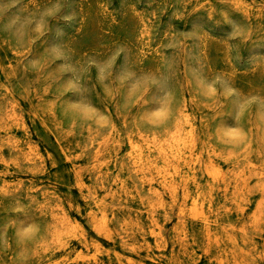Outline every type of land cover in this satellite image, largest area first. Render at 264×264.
<instances>
[{
  "label": "rangeland",
  "instance_id": "1",
  "mask_svg": "<svg viewBox=\"0 0 264 264\" xmlns=\"http://www.w3.org/2000/svg\"><path fill=\"white\" fill-rule=\"evenodd\" d=\"M73 73L79 91L68 90ZM73 103L107 123L70 114ZM225 126L243 138L224 142ZM191 131L201 187L208 164L225 175L214 210L232 208L236 195L257 212L259 223L238 229L226 210L219 221L264 264V0H0V264H39L22 258L26 249L42 264H218L203 224L179 215L183 188L174 199L130 158L131 141H156L159 167L187 171L170 148ZM63 217L87 244L72 237L68 250L46 251V230ZM33 224L39 232L21 242L17 233Z\"/></svg>",
  "mask_w": 264,
  "mask_h": 264
},
{
  "label": "bare ground",
  "instance_id": "2",
  "mask_svg": "<svg viewBox=\"0 0 264 264\" xmlns=\"http://www.w3.org/2000/svg\"><path fill=\"white\" fill-rule=\"evenodd\" d=\"M171 144L170 153H172L173 160L183 162L182 166L186 165V169L188 168L187 171L184 170V167L172 164L173 161L167 163L163 169L161 166L159 167L157 164L159 156L156 154L162 152V148L156 141L153 145L148 142L131 141L130 158L132 163L137 166L139 171L150 173L156 181L160 180L163 189L169 191L174 199L180 197V187L183 188L186 195L183 198L179 215L182 218H187V216H189L191 219H197V221L203 224L200 233L206 240L204 249L210 259L216 260L218 264H258L253 256L247 252V249L244 248H250V240L244 237L242 240L243 243L241 244L240 241L227 232V229L219 221L220 214L222 215L226 210L232 215L235 214V217H237L233 227L238 229L248 222L252 224L259 223L257 212L253 211L248 213V210L240 204L236 195L233 197L234 204L231 205L232 208L228 210L221 208L220 212H216L214 210L215 189L216 185L218 183L220 184L225 179L224 173H222L221 169L218 168L216 164H208L203 175L210 180V185L207 189H203L197 178L200 174L198 173V168L201 160L198 157V147L194 133L191 131L184 138H174ZM190 184L195 185L196 191L191 196H188L190 200H187V193H189L191 189ZM235 187L237 188L238 185L235 184ZM190 201L191 207L186 208L187 203ZM53 224L55 228L46 230V233L50 236L47 239L46 251L53 247H55L54 249L56 251L68 250L72 237H82L81 242L87 244L84 234H81L78 229L79 225L77 223L63 217L54 221ZM92 224L99 231L110 233L106 228V221L98 219L95 215L92 216ZM129 224L134 225L133 223ZM181 229L185 231L186 226ZM186 247L187 245L184 244L183 248ZM21 256L23 259L27 258V256H31V258H34L39 264H42V258L40 255H37V251L30 252L26 249L22 252ZM83 258L84 255L79 254L74 259L78 261ZM262 258L264 260V256ZM120 264L125 263L121 262ZM173 264L181 263L178 259L174 258Z\"/></svg>",
  "mask_w": 264,
  "mask_h": 264
},
{
  "label": "clouds",
  "instance_id": "3",
  "mask_svg": "<svg viewBox=\"0 0 264 264\" xmlns=\"http://www.w3.org/2000/svg\"><path fill=\"white\" fill-rule=\"evenodd\" d=\"M60 10L59 4L55 5L54 7L50 8L46 15L48 16H54L58 11ZM44 26V20H40L39 23L36 26V30L39 31ZM229 35H232L231 33ZM56 55L58 58L64 57V53L61 51H57ZM33 67H35V64H33ZM99 76L102 78L106 72L109 71L111 68L110 62H105L103 64H97L96 65ZM71 67L68 68V71H71ZM131 79V77H129ZM69 91H79L81 88V85L78 80L75 79V73H73L72 79L69 80L67 84ZM139 87L138 83H133L132 89L135 90ZM211 91V89H210ZM235 92V89L229 87L226 89V95L231 96ZM248 103H251V101H248ZM70 114L78 117L79 119L89 121V120H95L97 124H106L107 118L103 115L99 114L98 110L95 109L91 105H82L80 103H73L71 107L69 108ZM240 113H238L239 115ZM157 115H160L158 112ZM222 138L224 142L226 143H233L238 139L243 138V131L240 128H237L235 126H225L224 131L222 132ZM39 232V228L37 225L33 224L22 231L17 233V236L19 237L21 242H25L28 239H31L33 236H35Z\"/></svg>",
  "mask_w": 264,
  "mask_h": 264
}]
</instances>
